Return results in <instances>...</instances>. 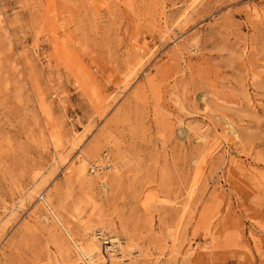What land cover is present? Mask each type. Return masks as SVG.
I'll list each match as a JSON object with an SVG mask.
<instances>
[{
	"label": "rangeland",
	"instance_id": "rangeland-1",
	"mask_svg": "<svg viewBox=\"0 0 264 264\" xmlns=\"http://www.w3.org/2000/svg\"><path fill=\"white\" fill-rule=\"evenodd\" d=\"M49 208L97 264H264V0H0V264H87Z\"/></svg>",
	"mask_w": 264,
	"mask_h": 264
},
{
	"label": "bare ground",
	"instance_id": "bare-ground-1",
	"mask_svg": "<svg viewBox=\"0 0 264 264\" xmlns=\"http://www.w3.org/2000/svg\"><path fill=\"white\" fill-rule=\"evenodd\" d=\"M108 169H109V171L115 170V168L113 167L112 164L109 165ZM100 185H101L102 189H104L105 191L108 190V188H107L105 183L102 182ZM191 193H192V191H191ZM39 198L40 197H38V199ZM41 199L43 201L44 206L48 207V204L46 203L44 198L42 197ZM49 210H50V214L53 216L55 222L59 226L62 227V229H63L62 231H64L65 234L67 235V237L69 238V240L72 241V243H73L72 245H74V247L76 249V253H77L78 257L81 260L85 261L87 264H97L98 262H107V263H111L112 262L111 258L113 256V251L109 247H104V245H107L109 242L105 241V242H102V243H98L96 241L97 237L94 236L93 239L86 241L85 245H83V244L77 245L72 240V238L69 235L68 231L63 227L57 212L54 211V210H51L50 208H49ZM110 243H112V244L117 243V246L119 247L120 252L122 253V255H120L119 258H121V260H122L124 258V252L122 251V246L119 243V241L116 240V239H113V240L110 241Z\"/></svg>",
	"mask_w": 264,
	"mask_h": 264
}]
</instances>
